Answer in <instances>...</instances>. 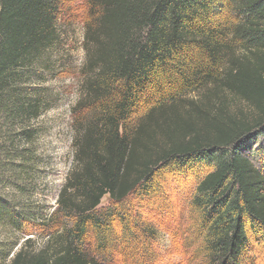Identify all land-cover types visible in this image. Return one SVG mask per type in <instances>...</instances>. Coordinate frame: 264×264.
I'll return each instance as SVG.
<instances>
[{"label":"trees","instance_id":"16d2710c","mask_svg":"<svg viewBox=\"0 0 264 264\" xmlns=\"http://www.w3.org/2000/svg\"><path fill=\"white\" fill-rule=\"evenodd\" d=\"M66 1L0 0V264H111L138 247L122 242L131 199L161 211L171 179L200 168L192 235L204 263L254 264L252 239L264 241V0H89L74 166L44 219L32 200L36 122L53 101L43 84ZM222 91L253 116H231ZM39 221L47 239L33 250L25 236ZM137 234L147 249L131 262L155 259L154 229Z\"/></svg>","mask_w":264,"mask_h":264},{"label":"rangeland","instance_id":"374dc122","mask_svg":"<svg viewBox=\"0 0 264 264\" xmlns=\"http://www.w3.org/2000/svg\"><path fill=\"white\" fill-rule=\"evenodd\" d=\"M61 10L58 25L61 39L48 55L53 71L45 75L43 84L53 101L36 122L39 131L36 150L42 166L39 168L41 172V179L38 181L39 192L32 197V200L36 208L40 207L41 217L44 219L57 208L60 190L74 166L75 123L80 115L75 109L77 104L84 100L85 83L91 75L87 73L89 44L85 30L91 20L89 0H67ZM238 48L234 55L241 57L244 52ZM48 58L46 56V59ZM248 89L252 91L254 88L249 85ZM220 97L224 100L231 116L237 119L253 116V107L242 98L224 91ZM181 98L178 100H182ZM81 112L83 115L84 111ZM159 112L160 110H155L154 114L158 115ZM200 169L190 175L171 179V190L162 202L161 211L143 208L138 198L131 199L129 206L133 210L132 215L135 220L127 229L128 232L125 231L123 235L125 240L122 242L125 248L136 244L140 251L146 253L147 248H142L143 244L137 232L145 228L154 229L157 238L150 242L151 249L148 248L152 250L155 259L149 262L146 259L131 262L132 259L135 260L134 258L138 260V256L143 258V253L136 252L137 248L124 251L122 247L120 253L111 254V264H206L199 250L200 240H195L192 235L194 217L198 213L192 206L197 186L196 179H199L195 175L200 178L203 176V171ZM108 205L109 198L105 197L102 207ZM44 224L43 221H39L36 226H31L30 233L25 236L33 241L29 248L37 250L46 241L47 232L42 226ZM252 244L251 256L254 264H264V241L253 238Z\"/></svg>","mask_w":264,"mask_h":264}]
</instances>
